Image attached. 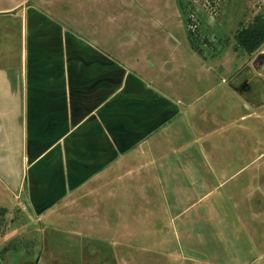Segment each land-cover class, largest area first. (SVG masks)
I'll return each mask as SVG.
<instances>
[{
  "label": "crops",
  "instance_id": "1",
  "mask_svg": "<svg viewBox=\"0 0 264 264\" xmlns=\"http://www.w3.org/2000/svg\"><path fill=\"white\" fill-rule=\"evenodd\" d=\"M118 1L0 0V205L8 210L48 221L59 210H114L111 199L124 209L132 196H157L155 183L170 184L168 194L190 183L193 148L205 165H221L211 134L193 142L184 135L193 106L181 86L153 72L164 64L182 80L159 37L110 27L108 7ZM193 173L204 184L216 175ZM105 246L89 244V257L118 263Z\"/></svg>",
  "mask_w": 264,
  "mask_h": 264
},
{
  "label": "rangeland",
  "instance_id": "2",
  "mask_svg": "<svg viewBox=\"0 0 264 264\" xmlns=\"http://www.w3.org/2000/svg\"><path fill=\"white\" fill-rule=\"evenodd\" d=\"M118 2V8L108 7L115 19L110 27L159 37L160 54L171 56L168 67H178L175 72L182 80H173L164 64L153 72L158 79L170 77L172 86H181L193 106L186 113L184 135L193 142L201 134H211L209 142L218 147L221 165L210 153L207 159L214 163L205 165L201 152L193 148L191 182L174 184L175 198L166 191L170 184L155 183L157 196H130L124 209L111 199L114 210L70 208L59 210L60 215L55 213L48 221L31 210L7 209L0 224L1 264H19L21 259L39 260L38 264H100L99 258L89 257L93 242L107 245L102 247L106 250L112 246L116 264H264V153L258 156V166L248 165L253 153L257 156L264 150V82L252 102L230 87L248 67L251 83L256 75L264 77V70L260 71L264 46L249 54L237 49L235 40L241 24L249 25L264 10V0ZM201 168L216 171L207 180L211 184L199 182L204 174L193 173ZM203 191L210 193L201 198ZM10 201L21 203L14 197ZM6 248L9 251L4 253Z\"/></svg>",
  "mask_w": 264,
  "mask_h": 264
},
{
  "label": "trees",
  "instance_id": "3",
  "mask_svg": "<svg viewBox=\"0 0 264 264\" xmlns=\"http://www.w3.org/2000/svg\"><path fill=\"white\" fill-rule=\"evenodd\" d=\"M189 35L193 38L191 31ZM235 40L236 48L249 54L255 53L264 46V10L256 15L249 25L245 26L241 24L240 28L235 33ZM192 45L196 50L198 49L196 43H193ZM7 211V208L0 206V224L5 222L4 217ZM1 228L2 227L0 226V230ZM11 250H13L12 253L17 252V249H14V246H12ZM8 251L9 248H6L4 253Z\"/></svg>",
  "mask_w": 264,
  "mask_h": 264
},
{
  "label": "flooded vegetation",
  "instance_id": "4",
  "mask_svg": "<svg viewBox=\"0 0 264 264\" xmlns=\"http://www.w3.org/2000/svg\"><path fill=\"white\" fill-rule=\"evenodd\" d=\"M262 64H263L262 66L263 68H261L260 71L264 70V62ZM250 72H251L250 67H248L247 72L245 74H240L238 76L240 78L231 81V84L238 90L240 94H242L243 96H247V98L250 99V102H252V99L255 98L256 96H259L260 94L258 87L264 82V77L256 75L257 78L255 81H259V83L253 87L255 81H253V83L250 82V78L248 77ZM239 79L241 80L243 79V80L240 81ZM28 260L29 259H24L23 261H28ZM99 263L100 264H115V262H111V261H109L108 263L104 261L99 262ZM19 264H20V261H19ZM57 264H67V263L61 261L60 263H57Z\"/></svg>",
  "mask_w": 264,
  "mask_h": 264
},
{
  "label": "water",
  "instance_id": "5",
  "mask_svg": "<svg viewBox=\"0 0 264 264\" xmlns=\"http://www.w3.org/2000/svg\"><path fill=\"white\" fill-rule=\"evenodd\" d=\"M20 264H38V260L35 261H23L22 259L20 260ZM116 264V263H115Z\"/></svg>",
  "mask_w": 264,
  "mask_h": 264
}]
</instances>
